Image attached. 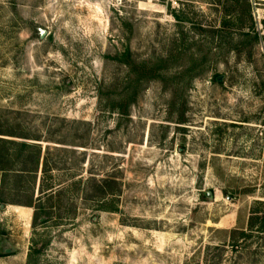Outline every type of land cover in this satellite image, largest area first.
Segmentation results:
<instances>
[{"label": "rangeland", "instance_id": "1", "mask_svg": "<svg viewBox=\"0 0 264 264\" xmlns=\"http://www.w3.org/2000/svg\"><path fill=\"white\" fill-rule=\"evenodd\" d=\"M0 131V264H264V0H0Z\"/></svg>", "mask_w": 264, "mask_h": 264}, {"label": "trees", "instance_id": "2", "mask_svg": "<svg viewBox=\"0 0 264 264\" xmlns=\"http://www.w3.org/2000/svg\"><path fill=\"white\" fill-rule=\"evenodd\" d=\"M0 136H8L10 137L9 134L4 133L2 131H0ZM14 149V150H13ZM34 148L32 146H30L27 143H16L13 142L11 140H8L6 138H0V173H2V177H3V181L1 183V189L3 190V192H5L4 190L6 189L7 186V180L12 178L11 177V172L13 171V165L14 163H18L20 165H25V155H35V158L33 159V157L29 159V163L33 164V166L29 169V168H23L22 172L28 173L30 174V176H35L38 173L39 170V162H40V152L37 151L35 152V150H33ZM15 151V158L13 159L10 152ZM33 151L35 152V154H33ZM28 153V154H27ZM26 160H28V158H26ZM43 172H46L45 168L43 167ZM23 175V174H22ZM22 176H20L21 178ZM41 192V191H40ZM33 194V192H32ZM2 204H6V201L2 198H0V205ZM28 205L32 206L33 202L31 201ZM258 220V219H256ZM253 219H251L250 221V227L252 228L253 225H255V223H253ZM260 223L263 225L261 230L264 229V222H262L260 220ZM45 245L42 246L41 251L44 249Z\"/></svg>", "mask_w": 264, "mask_h": 264}, {"label": "water", "instance_id": "3", "mask_svg": "<svg viewBox=\"0 0 264 264\" xmlns=\"http://www.w3.org/2000/svg\"><path fill=\"white\" fill-rule=\"evenodd\" d=\"M38 32H39V37L40 38H44L47 34V32L43 29H38ZM211 196V194H209V197Z\"/></svg>", "mask_w": 264, "mask_h": 264}]
</instances>
